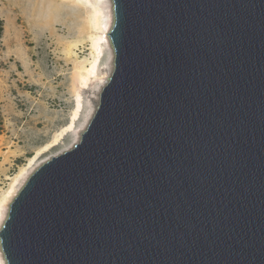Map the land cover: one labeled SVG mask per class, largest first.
Segmentation results:
<instances>
[{
	"label": "water",
	"instance_id": "1",
	"mask_svg": "<svg viewBox=\"0 0 264 264\" xmlns=\"http://www.w3.org/2000/svg\"><path fill=\"white\" fill-rule=\"evenodd\" d=\"M81 141L0 230L7 264H264V0H112Z\"/></svg>",
	"mask_w": 264,
	"mask_h": 264
},
{
	"label": "rangeland",
	"instance_id": "2",
	"mask_svg": "<svg viewBox=\"0 0 264 264\" xmlns=\"http://www.w3.org/2000/svg\"><path fill=\"white\" fill-rule=\"evenodd\" d=\"M95 4L106 16V0H0L3 25L0 34L1 196L19 170L49 144L71 118L76 102L75 66L94 60L86 27L88 14ZM66 43L76 45L69 56L65 52ZM110 54V45L104 43L98 75L106 71ZM99 82L93 79L80 89L82 108L73 129L57 146L37 159L33 169L19 181L17 195L43 163L63 153L62 150L86 131L87 128L82 131L83 125L92 112L96 113L104 88L100 91ZM8 205L4 210L5 218L9 215Z\"/></svg>",
	"mask_w": 264,
	"mask_h": 264
},
{
	"label": "bare ground",
	"instance_id": "3",
	"mask_svg": "<svg viewBox=\"0 0 264 264\" xmlns=\"http://www.w3.org/2000/svg\"><path fill=\"white\" fill-rule=\"evenodd\" d=\"M66 1V0H62ZM100 0H96L98 2ZM106 6H107V15L104 16V11L101 9V7L97 4L93 6L92 12L88 14V23L86 27V32L88 35V38H90V41L92 44V54L94 55V60L88 62L87 65L83 66H75L76 71L73 76L74 78V94L76 96V102L72 111L71 118L67 124L66 127H64L55 137L54 139L47 144L45 147L39 149L36 152V155L29 159L28 164L25 167H22L21 170H19L16 177L13 178L12 182L9 184L8 188L3 192L1 198H0V230L2 229L3 225L5 224V208L8 205V213H9V206L10 202H12L18 192V183L19 181L27 176V173L29 169H33L34 165H36L37 159H39L46 151L52 149L53 147L57 146L62 139V137L70 130L73 129L75 122L77 118L79 117L81 108H82V101H81V94L80 89L82 87H86L89 85V83L93 79L99 80L101 83L100 91L110 80L111 72L113 71V64H114V49L113 45L107 36L108 31L111 29L113 22H114V11H113V3L112 0H106ZM93 29L95 31H93ZM83 34V33H82ZM86 35V34H85ZM107 43L108 46L110 45V58L108 62V66L106 68V71H104L101 75H98V64L102 56L103 52V44ZM75 44L66 43L65 44V52L69 56V53L72 54L73 50L75 48ZM93 112L91 117L93 116ZM89 118L87 119L86 123L83 125V130H85L89 124ZM81 137L76 138L73 143L68 146L65 150H62V152L69 150L70 148L74 147L76 143L80 141ZM27 179V177H26ZM0 264H7V261L5 259L4 253L2 251V246L0 243Z\"/></svg>",
	"mask_w": 264,
	"mask_h": 264
},
{
	"label": "trees",
	"instance_id": "4",
	"mask_svg": "<svg viewBox=\"0 0 264 264\" xmlns=\"http://www.w3.org/2000/svg\"><path fill=\"white\" fill-rule=\"evenodd\" d=\"M2 21H0V34L3 32V25L1 23Z\"/></svg>",
	"mask_w": 264,
	"mask_h": 264
}]
</instances>
